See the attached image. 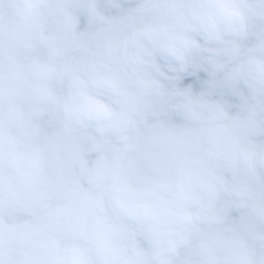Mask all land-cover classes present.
<instances>
[{
  "label": "clouds",
  "instance_id": "1",
  "mask_svg": "<svg viewBox=\"0 0 264 264\" xmlns=\"http://www.w3.org/2000/svg\"><path fill=\"white\" fill-rule=\"evenodd\" d=\"M0 264H264V0H0Z\"/></svg>",
  "mask_w": 264,
  "mask_h": 264
}]
</instances>
